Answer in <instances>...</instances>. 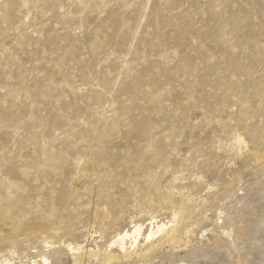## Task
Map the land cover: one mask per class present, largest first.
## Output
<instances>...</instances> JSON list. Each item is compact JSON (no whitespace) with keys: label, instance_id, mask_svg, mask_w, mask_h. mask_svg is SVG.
<instances>
[{"label":"rangeland","instance_id":"obj_1","mask_svg":"<svg viewBox=\"0 0 264 264\" xmlns=\"http://www.w3.org/2000/svg\"><path fill=\"white\" fill-rule=\"evenodd\" d=\"M0 264H264V0H0Z\"/></svg>","mask_w":264,"mask_h":264},{"label":"bare ground","instance_id":"obj_2","mask_svg":"<svg viewBox=\"0 0 264 264\" xmlns=\"http://www.w3.org/2000/svg\"><path fill=\"white\" fill-rule=\"evenodd\" d=\"M163 229H164V226H160V227L157 228V231H155V232L150 231V233H149V235H148V238L150 239L151 237L155 236L156 234L162 232ZM139 231H140V228H137V229H135V231L133 232V234H137V233H139ZM127 237H129V235H127V234L125 233L124 236L120 237V239H119L118 242H119V243L124 242L125 239H126Z\"/></svg>","mask_w":264,"mask_h":264}]
</instances>
